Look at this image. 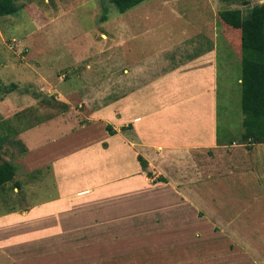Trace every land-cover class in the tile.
<instances>
[{"label": "crops", "instance_id": "obj_1", "mask_svg": "<svg viewBox=\"0 0 264 264\" xmlns=\"http://www.w3.org/2000/svg\"><path fill=\"white\" fill-rule=\"evenodd\" d=\"M245 3L257 4L251 0H144L110 19L114 46L127 38L133 41L135 35L128 28L137 20L153 22V5L174 15L181 35L170 39L174 27L161 34L168 40L147 51L144 67L133 66L146 74L139 82H128L129 94L122 80L112 84L114 93L120 89L118 97L106 105L112 104L114 126L92 117L75 130L71 123L66 131L56 132L49 144L39 143V150L49 145L46 154L27 145L33 153L28 168L35 180L25 187L31 193L41 187V196L4 216L12 218L17 232L0 239L3 255L18 264L41 260L100 264V242L106 245L109 239H100L101 222L119 240L120 220L131 216L133 223L148 224L150 239L159 241L153 250L158 258L153 257L150 264H252L254 255L262 259L254 252L264 247V163L259 165L260 157L252 158L251 152L264 143L242 142L243 152L228 153L230 146L219 143L217 122V13L222 6L221 10L241 9ZM163 16L155 14L162 24ZM100 35L107 40L101 25ZM223 37L227 44L234 43L232 34ZM149 40H143L142 46ZM155 64L160 71L152 70ZM35 124L29 125L31 134ZM234 142L229 140L230 145ZM138 155L146 160L145 168ZM242 155L244 160L236 166L232 158ZM246 161L252 167L233 171ZM185 171L191 172L187 178ZM161 176L163 180L158 179ZM44 177L55 188L48 198L42 187ZM227 179H233L238 196L225 187ZM133 242L124 248L132 249Z\"/></svg>", "mask_w": 264, "mask_h": 264}, {"label": "rangeland", "instance_id": "obj_2", "mask_svg": "<svg viewBox=\"0 0 264 264\" xmlns=\"http://www.w3.org/2000/svg\"><path fill=\"white\" fill-rule=\"evenodd\" d=\"M251 1L257 4L264 3V0ZM15 2L20 6L18 10L0 16V136L6 137L3 144L0 143V161L11 159L16 166L15 176L7 183L9 187L0 190L4 195V200L0 198V206L3 207L0 208V239L6 234L17 232L12 227L14 225L10 221L12 218L4 216L10 213V210L22 209L27 201H35L41 196L38 193L41 187L33 188V193L25 187L26 182H32V176L35 174L28 168V161L33 153L27 150V145L38 149L39 143L49 144L50 136L56 132L66 131L71 123L75 124L72 129L75 130L78 123L83 125L92 117L106 119L114 126L115 114L112 104L106 105L118 97L120 89L114 93L112 84L116 80H122L124 84L126 83L125 92L129 94L128 82H139L140 77L146 74L140 69H132L133 66L144 67L143 61L147 51L151 49L153 51L161 42L168 40L167 37H161V34L174 27L175 34L172 31L170 39L174 40L176 36L181 35L174 15L160 5H153L150 8L154 14L151 24H141L140 20H137L134 26L130 25L128 31L135 35L133 41L127 38L122 45L114 46V24L110 19L116 17L119 12L110 0H15ZM251 5V3L241 5L242 15L247 14ZM157 13L164 14L163 24L155 17ZM104 16L106 18L102 19ZM217 20L216 98L219 143L221 140L230 146L226 149L228 153H231V150L243 152L239 144L247 142L242 137L244 114L240 102V33L234 30L237 34L233 36L234 43L227 44L223 37L225 30L220 26L218 15ZM100 25L101 30L107 33L108 41L104 40L105 35H100ZM145 30L148 31L146 34ZM148 37L151 40L145 47L142 46L143 40ZM153 57L156 60L155 56ZM172 59L176 60V57ZM125 67L128 70L126 72L123 71ZM160 69L161 66L155 64L152 70ZM133 91L137 89L134 88ZM33 123L36 124L32 126L35 128L31 134L28 128L29 124ZM231 139L235 141L232 145L229 144ZM48 148L49 145L38 150L46 154ZM263 152L264 146L260 145H255L251 152L252 158L260 157L259 165L264 163ZM244 158V155L235 156L232 160L238 166L237 161ZM248 167L252 166L246 161L233 171L238 172ZM184 174V178H187L191 172L185 171ZM232 180L227 179L225 187H229L233 196H238L240 193L234 192ZM17 182L20 185L13 187ZM42 182L47 198L54 195L55 188L50 187L49 179L44 177ZM234 202L235 200L230 201ZM124 218L123 222L120 220L121 234L116 237L119 240H114L107 230L103 229L107 224L101 222L100 239L106 237L109 239H106V245L100 242V264H111L115 261L120 264H150L149 262L154 260L153 257L158 258L153 250L159 241L150 239L153 235L147 227L148 224L133 223L131 216ZM4 220L7 222L3 223ZM128 240L134 241L133 245H129L132 249L124 248L130 242ZM254 253L260 254L262 259L254 255L251 259L252 264H264V247L261 248V252ZM38 263L52 264L44 260L35 262ZM0 264L18 262L0 252Z\"/></svg>", "mask_w": 264, "mask_h": 264}, {"label": "trees", "instance_id": "obj_3", "mask_svg": "<svg viewBox=\"0 0 264 264\" xmlns=\"http://www.w3.org/2000/svg\"><path fill=\"white\" fill-rule=\"evenodd\" d=\"M142 1L144 0H110L120 13ZM19 8L20 6L16 4L15 0H0V16L10 14ZM218 17L222 29L225 30L224 34L230 33L235 36L236 31L234 32V30H238L240 33V102L244 114L242 137L249 144L264 143V3L252 6L246 15H242V10L239 8H227L218 11ZM105 18L106 16L102 19ZM106 129L110 134L114 133L111 125L107 124ZM4 140L6 137L0 136V143ZM138 160L145 168L146 160L140 155H138ZM15 171L16 166L13 160L0 161V190L5 189L7 183L13 179ZM158 179L163 180V177ZM19 185L17 182L13 187ZM0 198L4 200L3 193H0ZM0 208L3 207L0 206Z\"/></svg>", "mask_w": 264, "mask_h": 264}]
</instances>
